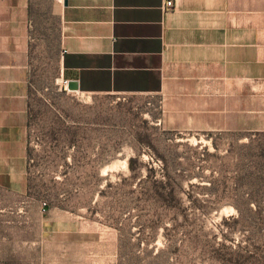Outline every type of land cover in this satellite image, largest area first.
<instances>
[{"label":"rangeland","instance_id":"obj_1","mask_svg":"<svg viewBox=\"0 0 264 264\" xmlns=\"http://www.w3.org/2000/svg\"><path fill=\"white\" fill-rule=\"evenodd\" d=\"M41 13L28 67L25 185L0 187V263L39 264L42 250L53 258L68 247L73 264H264V177L237 159L241 144L264 148V82L237 94L236 113L203 118L216 129L188 130L187 115L167 111L182 102L168 109L161 94L65 89L58 21ZM149 170L182 176L177 216L143 194Z\"/></svg>","mask_w":264,"mask_h":264},{"label":"crops","instance_id":"obj_2","mask_svg":"<svg viewBox=\"0 0 264 264\" xmlns=\"http://www.w3.org/2000/svg\"><path fill=\"white\" fill-rule=\"evenodd\" d=\"M166 1L0 0V187L25 185L28 67L41 12L58 21L60 76L77 81L78 94H161L168 109L182 102L167 111L187 115L188 130L216 129L203 118L236 113L237 94L264 82V0H174L165 10ZM17 211L24 226L23 204ZM62 251L42 250L39 264H73Z\"/></svg>","mask_w":264,"mask_h":264},{"label":"trees","instance_id":"obj_3","mask_svg":"<svg viewBox=\"0 0 264 264\" xmlns=\"http://www.w3.org/2000/svg\"><path fill=\"white\" fill-rule=\"evenodd\" d=\"M242 151H238V162L247 160L250 166L247 173L250 177H264V148H254L252 140L249 143L239 145ZM197 149V148H195ZM245 149V150H244ZM134 159H130V167L133 166ZM139 184L145 185L143 192L148 198L153 199L157 204L166 208V213L177 216L180 212V193L183 190L182 176H170L164 174L157 177L152 171H148L145 177L141 178Z\"/></svg>","mask_w":264,"mask_h":264},{"label":"built area","instance_id":"obj_4","mask_svg":"<svg viewBox=\"0 0 264 264\" xmlns=\"http://www.w3.org/2000/svg\"><path fill=\"white\" fill-rule=\"evenodd\" d=\"M60 2H64V0H59ZM174 5V0H167L164 4V8L165 10H168L170 8H172ZM63 86L65 87V89H68V80H63L62 81ZM44 210H47L49 208V206L45 203L44 204Z\"/></svg>","mask_w":264,"mask_h":264},{"label":"water","instance_id":"obj_5","mask_svg":"<svg viewBox=\"0 0 264 264\" xmlns=\"http://www.w3.org/2000/svg\"><path fill=\"white\" fill-rule=\"evenodd\" d=\"M80 87H79V83L77 81H68V91L70 92H79Z\"/></svg>","mask_w":264,"mask_h":264}]
</instances>
